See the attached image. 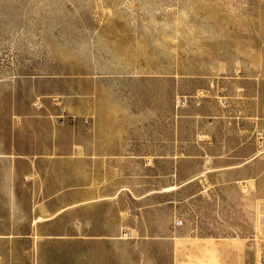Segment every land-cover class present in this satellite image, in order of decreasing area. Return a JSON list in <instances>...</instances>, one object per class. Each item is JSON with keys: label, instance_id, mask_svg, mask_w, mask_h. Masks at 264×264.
Wrapping results in <instances>:
<instances>
[{"label": "rangeland", "instance_id": "rangeland-1", "mask_svg": "<svg viewBox=\"0 0 264 264\" xmlns=\"http://www.w3.org/2000/svg\"><path fill=\"white\" fill-rule=\"evenodd\" d=\"M14 77L97 87L129 115L133 189L164 191L134 198L118 264H264V200L209 196L217 172L185 181L264 82V0H0V79Z\"/></svg>", "mask_w": 264, "mask_h": 264}, {"label": "crops", "instance_id": "crops-1", "mask_svg": "<svg viewBox=\"0 0 264 264\" xmlns=\"http://www.w3.org/2000/svg\"><path fill=\"white\" fill-rule=\"evenodd\" d=\"M237 97L238 118L226 111L220 141L199 160L211 167L185 181L217 172L208 195L239 207L241 186L264 200V82ZM128 116L100 88L70 94L67 78L0 79V264H118L112 246L133 244L120 234L132 232L134 198L164 191L133 189Z\"/></svg>", "mask_w": 264, "mask_h": 264}, {"label": "built area", "instance_id": "built-area-1", "mask_svg": "<svg viewBox=\"0 0 264 264\" xmlns=\"http://www.w3.org/2000/svg\"><path fill=\"white\" fill-rule=\"evenodd\" d=\"M33 106H36V102H33Z\"/></svg>", "mask_w": 264, "mask_h": 264}]
</instances>
